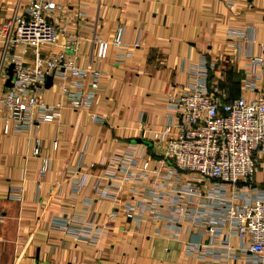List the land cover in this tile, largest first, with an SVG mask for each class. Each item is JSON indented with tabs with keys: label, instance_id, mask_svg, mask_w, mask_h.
<instances>
[{
	"label": "crops",
	"instance_id": "0c3cea01",
	"mask_svg": "<svg viewBox=\"0 0 264 264\" xmlns=\"http://www.w3.org/2000/svg\"><path fill=\"white\" fill-rule=\"evenodd\" d=\"M28 1L0 0V26ZM51 1L58 9L50 20L66 33L49 50L59 51L66 34L82 38L77 64L100 72L99 92L87 112L65 110L28 130L10 125L4 133L0 113V264H264L219 222L217 198L232 187L204 181L198 196L186 193L191 175L171 172L164 145L142 134L176 121L167 99L199 69H207L209 84L244 94L247 57L264 42V0ZM229 31L239 35L235 49L227 48ZM98 41L108 43L102 60ZM18 51L31 60L30 49ZM7 65L0 61V92ZM56 100L55 88L44 93V103ZM127 152L135 164L149 163L146 179H123L117 161ZM254 186L264 189V158ZM71 217L82 223L65 228Z\"/></svg>",
	"mask_w": 264,
	"mask_h": 264
},
{
	"label": "built area",
	"instance_id": "2783aa9c",
	"mask_svg": "<svg viewBox=\"0 0 264 264\" xmlns=\"http://www.w3.org/2000/svg\"><path fill=\"white\" fill-rule=\"evenodd\" d=\"M57 9L51 0H29L19 14L0 26V61L7 59L13 75L11 86L6 87L8 77L4 72L1 85L4 133L10 125L14 131H23L57 121L65 110L87 112L99 92L100 72L77 64L82 38L66 34L59 51L49 50L57 46L59 35L66 33L65 27H57L50 20ZM122 33V28L116 29L112 44L120 46ZM228 35L227 48L235 49L234 41L239 35L233 31ZM97 44V59H105L108 43ZM258 47V55L247 57L243 95L230 98L218 82L209 84L207 69H199L190 73L186 85L167 99L176 121L161 131L142 134L149 133L152 141L164 145L162 160L170 163L171 172L191 175L186 193L198 196V185L204 181H215L223 190L227 185L232 187L230 196L217 198L219 222H228L243 251L264 263V189L254 186L259 162L264 158V42ZM22 48L31 50V60L24 59L23 52L18 51ZM43 49H47L44 55ZM48 77L57 94L51 104L44 103ZM90 117L98 121L97 116ZM33 155H40L38 140L34 142ZM136 161L131 152L117 161L125 181L147 178L149 163L138 165ZM46 170L47 162L43 160L40 174ZM107 176L112 177V173ZM126 217L135 216L127 213ZM79 223L82 221L71 217L64 219L63 226ZM207 231L214 235L216 223L209 224ZM209 239L213 241L211 235Z\"/></svg>",
	"mask_w": 264,
	"mask_h": 264
},
{
	"label": "water",
	"instance_id": "95a60500",
	"mask_svg": "<svg viewBox=\"0 0 264 264\" xmlns=\"http://www.w3.org/2000/svg\"><path fill=\"white\" fill-rule=\"evenodd\" d=\"M6 74H7V77L8 78L6 80L5 86L6 87H10L11 86L10 82H11V80L13 78V75H12V66H9L7 68V73ZM51 86H52V78L51 77H48L47 80H46L45 88L48 90V89L51 88ZM135 142L136 143H139V144H145V145H148L149 144L148 141L141 140V139H138Z\"/></svg>",
	"mask_w": 264,
	"mask_h": 264
},
{
	"label": "trees",
	"instance_id": "16d2710c",
	"mask_svg": "<svg viewBox=\"0 0 264 264\" xmlns=\"http://www.w3.org/2000/svg\"><path fill=\"white\" fill-rule=\"evenodd\" d=\"M236 90H237L236 87H230L229 88V91H230L229 94H230L231 98H236L238 96V91H236Z\"/></svg>",
	"mask_w": 264,
	"mask_h": 264
},
{
	"label": "rangeland",
	"instance_id": "374dc122",
	"mask_svg": "<svg viewBox=\"0 0 264 264\" xmlns=\"http://www.w3.org/2000/svg\"><path fill=\"white\" fill-rule=\"evenodd\" d=\"M229 90V89H228ZM229 97L231 98L230 94L228 93Z\"/></svg>",
	"mask_w": 264,
	"mask_h": 264
}]
</instances>
